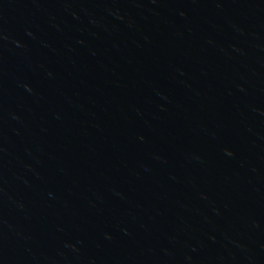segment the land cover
<instances>
[{
  "label": "water",
  "instance_id": "95a60500",
  "mask_svg": "<svg viewBox=\"0 0 264 264\" xmlns=\"http://www.w3.org/2000/svg\"><path fill=\"white\" fill-rule=\"evenodd\" d=\"M0 264H264V0H0Z\"/></svg>",
  "mask_w": 264,
  "mask_h": 264
}]
</instances>
